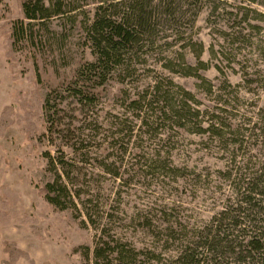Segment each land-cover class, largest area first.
<instances>
[{
    "label": "rangeland",
    "instance_id": "1",
    "mask_svg": "<svg viewBox=\"0 0 264 264\" xmlns=\"http://www.w3.org/2000/svg\"><path fill=\"white\" fill-rule=\"evenodd\" d=\"M59 1L48 27L60 46L32 54L10 40L22 0H0V115L11 108L0 127V261L7 244L27 253L15 264H171L226 208L246 213L241 200L264 176V0H142L150 32L88 104L69 93L92 60L84 28L98 7L129 16L134 0ZM48 159L66 169L72 202L61 211L32 175Z\"/></svg>",
    "mask_w": 264,
    "mask_h": 264
},
{
    "label": "trees",
    "instance_id": "2",
    "mask_svg": "<svg viewBox=\"0 0 264 264\" xmlns=\"http://www.w3.org/2000/svg\"><path fill=\"white\" fill-rule=\"evenodd\" d=\"M141 1L134 0L133 5L128 8L130 15L126 14V17L121 19L110 17L109 13L105 12L106 9L102 10L98 7L93 21L84 28L83 38L91 42L92 60L79 65L75 71L76 82L70 85L69 93L78 102L94 103L101 93L100 87L106 80V76L115 68L127 65L135 45L150 32L153 10L150 9V1L146 4ZM22 11L23 20H16L11 25L10 40L13 45L18 43V49L28 50L32 54L39 53L40 49L46 54L48 44L49 53L53 52L56 45L60 46L62 35L54 33L48 27L50 19L62 18L63 8L59 0H22ZM44 105L47 109L45 113L43 112V116L47 121L48 98ZM170 107H161L159 113L165 115L167 108L174 111ZM8 111H11L10 107L2 110L0 127L9 119ZM178 113L186 115L184 110H180L173 112L172 118L180 120L182 116ZM57 159H48L44 171L39 170L32 175L42 185L41 193L44 195L45 202L57 211H61L60 209L65 207L64 204L72 202V198L66 185L60 182L61 176L58 174L57 166L62 173H65L66 169L64 163ZM48 171L51 176H47ZM260 182L261 184L257 183L252 189L248 188L249 182L245 183V180H241L240 188L243 185L248 188V196L241 200L246 206L248 205L245 209L246 213L239 207L232 210L226 208L223 212L225 215L218 220L214 219L209 230L204 232V236L200 235V232L195 233L196 241L179 246L177 257L171 264H229L224 260L227 254L225 249L229 248L233 251L238 249L244 253L235 264H264V176ZM243 190L245 192V189ZM257 196L262 200L257 199ZM2 207L4 203L0 201V225H4L8 219ZM10 213L15 215L14 210ZM66 215L69 219L73 218L70 212H66ZM87 216L91 218L92 215L87 214ZM224 220L225 223H223ZM2 253L6 259H2L1 264H15L19 257L23 259L28 257L27 253L11 248L7 244L3 246ZM98 253H100L98 249H95L96 258L99 257Z\"/></svg>",
    "mask_w": 264,
    "mask_h": 264
}]
</instances>
